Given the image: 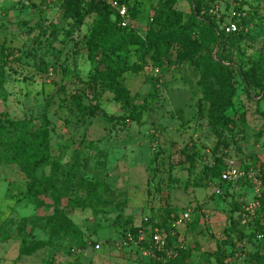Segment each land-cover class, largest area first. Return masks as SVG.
Returning a JSON list of instances; mask_svg holds the SVG:
<instances>
[{"label":"rangeland","instance_id":"1","mask_svg":"<svg viewBox=\"0 0 264 264\" xmlns=\"http://www.w3.org/2000/svg\"><path fill=\"white\" fill-rule=\"evenodd\" d=\"M60 1L0 0V109L6 112L0 129V264H151L146 248L123 245L122 237L147 223L173 226L185 210L192 212V223L177 230L179 242L190 250L188 264H216L214 252L225 228L252 229L242 207L258 190L246 176L217 183L208 167L215 156L223 167L227 159L240 167L262 162L264 97L254 87L249 96L237 79L234 129L214 152L199 72L187 62L158 68L150 64V52L141 58L130 52L127 65L141 68L122 77L130 110L141 114L139 121L130 120L129 111L90 80L84 40L96 14L75 26L62 16ZM129 2L139 12L130 25L143 33L157 0ZM192 4L176 1L186 13ZM202 4L211 5L225 33L229 22H242L234 44L212 48L214 57L223 55L233 65L257 57L264 48V0ZM41 62L48 75L38 69ZM43 116L48 162L6 163L2 158L16 131L12 122L24 120L34 131ZM45 176L53 178L56 198L46 192L35 201L23 194L28 182ZM81 180L95 185L80 188ZM72 201L77 205H68ZM263 245L255 240L246 248L252 252Z\"/></svg>","mask_w":264,"mask_h":264},{"label":"trees","instance_id":"2","mask_svg":"<svg viewBox=\"0 0 264 264\" xmlns=\"http://www.w3.org/2000/svg\"><path fill=\"white\" fill-rule=\"evenodd\" d=\"M116 1L127 7L126 16H119L103 0L60 1L62 16L70 19L75 26H81L89 14H96L84 40L86 58L92 65L91 83L104 87L122 109L129 111L127 118L137 122L141 114L130 110L131 100L128 89L122 84V77L128 71L135 73L141 68L135 65L128 66L127 55L133 52L141 58L150 52V64L158 68L174 66L180 62L189 63L199 72L200 101L207 104L206 121L216 138L213 147V151L216 152L220 145L225 144V133L230 135L234 129L232 115L235 112L237 79L249 96L250 89L254 87L264 97V48L259 51L256 58L234 65L229 64L223 55L214 57L211 49L233 45L238 38L239 29L225 33L220 28L215 13L210 12L211 5H201V0H192V7L187 13L176 7L177 0H157L150 22L143 33L134 30L130 25L138 16V9L131 5L129 0ZM122 20L126 21V25H121ZM37 27L43 28L42 25ZM38 69L46 71L45 75H48L47 64L41 62ZM216 81L218 84L215 88ZM91 112L96 113L94 107L91 108ZM3 117H6V112L0 109V129L3 128L1 124ZM46 121V117L43 116L42 125L34 131L29 130L24 120L12 122L16 130L14 140L8 147L9 155L2 159L6 163L23 164L24 167H41L46 164L49 159V130L45 125ZM223 168L225 167L222 158L215 156L208 171L212 177H217V183L229 184L240 179L247 180L241 177L236 181L220 182ZM241 168L258 170L264 188V159L258 165L250 163ZM52 179L51 176L32 179L25 185L23 194L35 201H39V196L46 192H50L56 198V192L52 189ZM93 185L95 184L89 180L79 182L80 188L89 189ZM255 199L259 201V206L257 214L255 213L249 220L252 229L243 227L234 231L232 225L225 228L214 252L216 264H264V245L252 252L246 248L250 241H264V191L259 190ZM68 205L76 206L77 203L72 201ZM260 213L261 217L258 216ZM189 223H192V220ZM142 227L174 231L173 235L169 234L166 242L167 248H176L173 257H165L162 252L152 250L148 242L140 244L151 251L152 254L149 256L151 264H188L190 250L179 242L178 230L174 226L147 223ZM139 228L135 227L129 232L136 234ZM257 235H260V239H257ZM240 244L242 247H239ZM239 254L243 257L238 258Z\"/></svg>","mask_w":264,"mask_h":264},{"label":"built area","instance_id":"3","mask_svg":"<svg viewBox=\"0 0 264 264\" xmlns=\"http://www.w3.org/2000/svg\"><path fill=\"white\" fill-rule=\"evenodd\" d=\"M103 1L107 2L116 11V13L119 16L124 17L127 15V7L124 4H120L116 0H103ZM210 12L213 11L210 10ZM121 25L123 26L126 25V21L122 20ZM238 29L239 28L236 22H229L226 28L228 32H235ZM254 174L259 175L258 170L244 171L240 167L239 163H237L234 159H227L225 162V168L221 172L219 181L220 182L236 181L239 178L246 176L247 178H250L253 181V183L257 187L258 192L259 190L264 191L260 178H256ZM258 206H259V201L257 199L243 206V214L245 221H249L255 216ZM190 220H191V211L185 210L180 214H178L176 220L174 221L173 226L177 229L178 227L185 226L187 222H189ZM169 234L173 235L174 231L167 232L157 227L155 228L141 227L138 229L136 234H133L131 232L125 233V235L121 239V243L123 245H130V244H141L142 242H148L152 250H155L157 252H162L165 255V257H173L176 254V248L170 249L167 248L166 246V242ZM256 237L257 239H260V235H257ZM239 247H242V245L240 244ZM95 248L98 249L99 245L96 244ZM148 251L149 254H152L150 250ZM237 256L238 258L243 257L242 254H239Z\"/></svg>","mask_w":264,"mask_h":264}]
</instances>
